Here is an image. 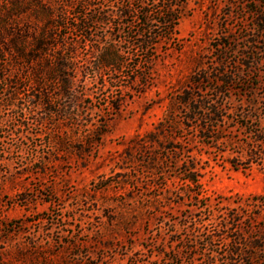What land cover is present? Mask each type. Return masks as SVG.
Instances as JSON below:
<instances>
[{
    "label": "rangeland",
    "instance_id": "374dc122",
    "mask_svg": "<svg viewBox=\"0 0 264 264\" xmlns=\"http://www.w3.org/2000/svg\"><path fill=\"white\" fill-rule=\"evenodd\" d=\"M254 10L264 14V0H189L177 46L160 54L149 84L128 79L130 68L115 82L111 72L101 78L80 69L81 98L69 105L53 92L75 122L41 124L46 111L30 101L33 76L13 81L16 105L0 107V264H264V158L250 150H264L253 134L264 137V40L253 42ZM79 12L90 11L80 4ZM64 33L69 42L79 35ZM248 52L258 64L249 65ZM221 58L240 63L233 90L220 94L215 82L203 83L194 98L222 106L224 119L186 120L177 100ZM9 88L0 83V100ZM170 112L180 129L166 132L165 150L136 151L133 140ZM95 126L106 133L88 148L82 140ZM63 139L71 140L66 148ZM191 168L199 185L186 180Z\"/></svg>",
    "mask_w": 264,
    "mask_h": 264
},
{
    "label": "trees",
    "instance_id": "16d2710c",
    "mask_svg": "<svg viewBox=\"0 0 264 264\" xmlns=\"http://www.w3.org/2000/svg\"><path fill=\"white\" fill-rule=\"evenodd\" d=\"M188 1L83 0L80 3L82 8L90 12L75 14L80 4L69 0L58 6L57 0H0V83L10 86L9 90H3L6 98L0 100V107H15L19 92L13 88V81L23 83L25 73L34 78L35 93L30 96V101L46 111L39 118L41 124L55 117L60 122L76 121L68 105L56 104L51 98L57 89L58 95L69 105L81 98L74 90L76 74L80 69L85 75L99 73L101 78L105 72H111L115 82L120 81L117 78L119 73L130 68L133 72L128 79L133 83L139 79L145 85L149 84L152 68L160 54L177 46L178 26ZM253 12L257 14L258 24V34L253 38L256 43L258 39L264 40V14H259L257 10ZM29 16L35 19H29ZM65 30L78 32L77 39L69 42ZM81 54H86L87 58H80ZM245 59L249 65L260 61L256 59L255 52H248ZM239 65L237 61L231 63L221 58L218 68H205L190 79L188 89L177 100V104L187 110L186 120L195 117L206 122L214 118L224 119L222 106L211 104L209 100L203 102L194 95L201 90L203 83L210 82L217 84L220 94L233 90L239 76ZM13 69L20 72L19 79L7 76ZM252 105L255 110L256 102ZM114 107L116 112L120 111V104ZM101 127L88 128L89 134L82 143L88 148L98 147L106 133ZM244 127L247 129L248 125ZM210 128L201 126L200 132H214ZM176 129H180V124L170 112L154 131L135 138L133 148L141 153L149 146L165 150L166 132ZM253 134L256 145L264 148L263 133L259 130ZM208 139L215 141L218 138L209 136ZM70 143L71 140L63 139L60 145L66 148ZM250 150L252 156L261 160L264 158V150L258 151L256 146ZM150 160L153 166L157 156ZM184 175L188 183L199 185L201 174L194 172V168L186 170Z\"/></svg>",
    "mask_w": 264,
    "mask_h": 264
}]
</instances>
